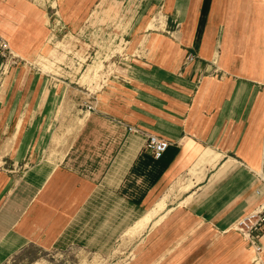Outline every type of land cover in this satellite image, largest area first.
Returning <instances> with one entry per match:
<instances>
[{
    "label": "crops",
    "instance_id": "0c3cea01",
    "mask_svg": "<svg viewBox=\"0 0 264 264\" xmlns=\"http://www.w3.org/2000/svg\"><path fill=\"white\" fill-rule=\"evenodd\" d=\"M105 1L0 0L20 58L0 60V264L109 254L179 177L192 185L146 226L145 264H250L234 224L264 204V0H145L133 53L98 91L22 64ZM151 135L169 143L160 158ZM195 225L207 227L181 245Z\"/></svg>",
    "mask_w": 264,
    "mask_h": 264
},
{
    "label": "rangeland",
    "instance_id": "374dc122",
    "mask_svg": "<svg viewBox=\"0 0 264 264\" xmlns=\"http://www.w3.org/2000/svg\"><path fill=\"white\" fill-rule=\"evenodd\" d=\"M144 2L145 0H106L90 15L82 29L72 34L50 38L34 63L23 62L22 64L41 70L49 76L53 75L59 81L74 88H87L91 92L98 91L120 72L118 62L122 58H129L133 53V48L127 43L131 34L130 26L134 25L140 17ZM132 22L134 23L131 24ZM150 26L153 28V25ZM135 54L141 55L136 52ZM4 64L8 63L4 62ZM6 82L4 76L0 75V88L2 87L0 91L5 88ZM191 185L190 182L184 180V177H179L170 183L151 208V210L157 209L158 203H164L163 208L157 210L155 216L160 215L165 208L170 210L177 205L185 197ZM143 213L145 212L141 215ZM167 217L168 215L165 216ZM163 220L160 218L155 223L156 227L153 228L155 231L161 229ZM206 227L195 225L194 229H187L189 233L184 235L183 241L179 240L180 244L185 242L186 246H192L194 236H197L198 232L203 233ZM146 232L145 228L136 238L131 235L121 236L109 254L105 255L87 253L80 249L46 252L31 250L26 258L10 260L7 264H34L36 262L41 264H145L147 243L144 235ZM256 259L253 255L249 263L261 262L259 256ZM155 261L156 264H162V256Z\"/></svg>",
    "mask_w": 264,
    "mask_h": 264
},
{
    "label": "built area",
    "instance_id": "2783aa9c",
    "mask_svg": "<svg viewBox=\"0 0 264 264\" xmlns=\"http://www.w3.org/2000/svg\"><path fill=\"white\" fill-rule=\"evenodd\" d=\"M4 60L9 65H16L20 58L16 55L9 42L0 36V60ZM131 131V129H129ZM169 143L155 135L147 138L145 147L151 152L154 158L160 156L166 151ZM261 194L259 191L257 195ZM234 230L247 241L254 251L255 260L262 252L263 247L260 240L264 233V204H261L250 210L239 218L234 224Z\"/></svg>",
    "mask_w": 264,
    "mask_h": 264
},
{
    "label": "bare ground",
    "instance_id": "6f19581e",
    "mask_svg": "<svg viewBox=\"0 0 264 264\" xmlns=\"http://www.w3.org/2000/svg\"><path fill=\"white\" fill-rule=\"evenodd\" d=\"M47 62V60H46ZM49 63V62H48ZM50 64V63H49ZM4 89H2L3 91ZM7 150L8 147L6 146ZM6 150V151H7ZM158 208L153 209L151 211H147L139 216L137 224L130 230L126 232L125 235H131V237H138L142 233V231L146 228V226L151 222V220L155 217L156 211L161 210L164 206L163 202L157 204ZM157 223V222H156Z\"/></svg>",
    "mask_w": 264,
    "mask_h": 264
}]
</instances>
